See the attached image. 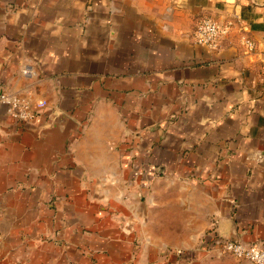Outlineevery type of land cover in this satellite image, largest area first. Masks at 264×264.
<instances>
[{"label":"crops","instance_id":"1","mask_svg":"<svg viewBox=\"0 0 264 264\" xmlns=\"http://www.w3.org/2000/svg\"><path fill=\"white\" fill-rule=\"evenodd\" d=\"M0 93V264H253L264 0H0Z\"/></svg>","mask_w":264,"mask_h":264},{"label":"built area","instance_id":"2","mask_svg":"<svg viewBox=\"0 0 264 264\" xmlns=\"http://www.w3.org/2000/svg\"><path fill=\"white\" fill-rule=\"evenodd\" d=\"M231 26V23L224 24L210 17L204 18L199 22L195 30V40L199 44L217 48L219 41L229 33ZM243 41L249 51L255 49L253 40L245 37ZM46 104V101L32 104L28 99L20 95L0 93V105L7 106L9 113L22 121L34 119L46 107ZM217 246L220 253L247 259L253 264H264V244L262 243H245L243 241L218 238Z\"/></svg>","mask_w":264,"mask_h":264},{"label":"water","instance_id":"3","mask_svg":"<svg viewBox=\"0 0 264 264\" xmlns=\"http://www.w3.org/2000/svg\"><path fill=\"white\" fill-rule=\"evenodd\" d=\"M229 240H232V239H229ZM232 241H238V240H232Z\"/></svg>","mask_w":264,"mask_h":264}]
</instances>
